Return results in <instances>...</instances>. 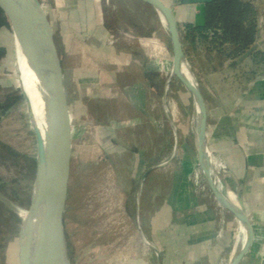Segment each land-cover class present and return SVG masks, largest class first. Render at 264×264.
Returning a JSON list of instances; mask_svg holds the SVG:
<instances>
[{
	"label": "rangeland",
	"instance_id": "374dc122",
	"mask_svg": "<svg viewBox=\"0 0 264 264\" xmlns=\"http://www.w3.org/2000/svg\"><path fill=\"white\" fill-rule=\"evenodd\" d=\"M57 1L40 0L57 30L55 39L65 99L72 110L74 140L63 218L70 263L181 264L185 255L190 262V257L199 255L198 245H193L195 254L188 249L187 254L183 252L180 256L179 250L191 245L190 228L197 212L192 208L193 214L186 217L187 229H180L176 218L178 191L186 185L187 195L191 194L187 204L193 201L195 206L202 202L208 205L209 212L219 204L200 170L192 93L176 77L170 80L166 91L173 68L168 32L147 3L103 0L109 32L99 34L100 42L110 48L119 44L126 46L118 50L117 56L125 59L122 60L87 43L86 32H70L67 25L72 23L73 8L68 13L70 16L59 14L64 21L58 22ZM240 1L242 22L240 28L232 30L235 32L226 34L222 26H194L193 19L178 23L184 54L206 106V138L215 164L213 169L219 177L218 185L224 192L235 194L236 184L231 181L235 169L224 151L230 136L226 127L232 125L231 118L225 114L232 103L228 93H232L235 78H239L237 74L244 63L264 62V0ZM82 10L79 14L84 12ZM177 12L179 15L181 11ZM77 20V26L82 28L83 17ZM4 22L9 23V20L0 0V264H20V212L28 210L31 203L36 143L15 65L10 24L7 28ZM196 28L202 31L197 32ZM131 61L134 64L143 61L149 66L155 104L153 117L150 111L149 119L146 114L139 117L138 132L128 134L126 130L133 129V125H128L131 118H124L116 131L113 125L108 127L110 120L117 117L111 114L114 103H118L119 108L123 103V110L127 109L126 105L130 108L135 103L125 91V84L139 79L138 74L129 73L123 78L122 91L120 86L103 91L100 83L105 80L101 77L103 70L109 72L108 67L115 66L114 62L121 72V63ZM73 65L78 67L73 68ZM118 111L120 114V109ZM169 119L176 127L177 142ZM217 131L221 135L217 136ZM220 164L226 169L217 173L216 165ZM152 166L156 168L144 188L140 221L145 237L164 247L162 255L142 241L136 211L140 180ZM169 208H172L171 216L166 213ZM219 208L227 214L233 227L229 241L219 249L214 264H230L239 226L231 212ZM226 219H219V240L224 237Z\"/></svg>",
	"mask_w": 264,
	"mask_h": 264
},
{
	"label": "water",
	"instance_id": "95a60500",
	"mask_svg": "<svg viewBox=\"0 0 264 264\" xmlns=\"http://www.w3.org/2000/svg\"><path fill=\"white\" fill-rule=\"evenodd\" d=\"M1 1L12 32L15 59L17 60L16 50H18V46L28 59L43 89L47 118V125L43 131L36 128L32 121L38 140L37 166L31 203L28 210L25 211V218H22L19 235V262L20 264H71L67 253L63 219L70 168L71 139L62 67L54 40V32L40 0ZM138 1L149 4L157 15L160 16V13H164L168 17L166 31L171 40L173 68L166 84V91L170 80L176 77L192 93L197 118L195 124L200 170L219 206L231 212L237 222L243 223L248 229L247 240L239 247L235 246V251L230 260V264H241L253 241V229L239 197L236 195L238 207H235L227 198L226 192L218 185L219 177L212 167V155L206 140L207 113L204 98L184 54L179 36L178 21L173 11V8L177 6H206L220 0ZM184 64L191 72L192 80L184 75ZM22 94L32 120L31 105L23 90ZM163 108L166 110L165 98ZM170 124L177 142L176 127L172 120H170ZM163 165L164 163L160 166ZM155 168L153 166L149 171ZM37 222L39 224L36 229ZM139 232L142 241L158 254L157 249L146 239L140 222Z\"/></svg>",
	"mask_w": 264,
	"mask_h": 264
},
{
	"label": "crops",
	"instance_id": "0c3cea01",
	"mask_svg": "<svg viewBox=\"0 0 264 264\" xmlns=\"http://www.w3.org/2000/svg\"><path fill=\"white\" fill-rule=\"evenodd\" d=\"M72 8L74 10L73 18L71 19L72 23L67 25L70 32H86L84 40L87 43L93 46H99L105 52L110 54L113 53L115 56L119 54V49H125L126 46H123L122 44L121 46L119 44L110 48L106 45V43L102 41L100 42L99 34L102 32L107 34V32H109L108 22L104 12L103 0H89V2H86V0H58L55 11L58 22L60 20L61 22L64 21V19L59 18V14H66L70 16L68 13ZM78 8L83 9L82 11L84 12L79 14L80 9ZM76 9H78V11H76ZM173 11L178 23H187L189 19H193L194 23L192 24L198 27H203L206 23V6L204 5H200L199 8L195 5L177 6L173 8ZM177 11H181L179 12V15ZM80 16L83 17L85 22V25H83L82 28H79L76 23L78 22L77 19H79ZM50 23L54 32V40L56 44L55 32H57V30H55L53 22L50 21ZM73 56L75 55L73 54ZM118 58L125 60L123 57ZM121 64V72L117 70L116 62H114L115 66L111 65L108 67L109 72H105L103 70L104 74L102 73L101 77H105V80L101 79L102 81L100 86L101 88H104L103 91H110L112 86H120V90L122 91L124 85L123 78L129 73L138 74L139 79H136V81L133 82L131 80V82L125 84L127 86L125 91L130 95L128 96L131 97V100L135 103L131 104L130 108L126 105L127 109L125 108V111L123 110V103H121L120 108L118 103H114V111H111V114H115L117 117L110 120L111 123L108 127L111 128L113 125V129L116 131L119 128H116L117 125L122 126V120H124V118H131L128 125L131 124V127L133 125V129H129L130 131L126 130L129 134L130 132H138L139 117L146 114L147 119H149V111L152 113L153 117L155 91L151 88L149 76L150 71L147 63L145 64V62L142 61L140 64L139 62L134 64V61H131ZM75 67L77 68L78 66L73 65V68ZM104 69L106 68L104 67ZM241 70L242 71L239 72L240 74H237V76L239 75V78H235L234 83H236V85H234L232 93H228V95L232 98V103L225 111V114L231 118L232 125L226 127V133H229L230 136H228L224 151L225 154L229 156L230 165H232L235 169L231 181L236 184V195L242 201L245 213L253 229V241L241 264H264V62H246L242 66ZM217 94L219 95L218 90ZM66 105L70 126L71 159L74 140L72 133V110L69 103H66ZM145 105L146 108H144ZM118 109H120L122 113L120 112L119 114ZM134 126H136V128H134ZM216 134L217 136L221 135V132L217 131ZM206 140L208 149L211 152L208 144V138H206ZM35 143L37 161L38 140L36 133ZM149 170L150 168L142 176L137 193L136 211L138 213L141 228L142 221H140V216L142 214L141 207L145 190L144 188L148 185L152 176L151 171ZM184 187L186 188V185H184ZM185 188H180L178 196H176L178 200V208L176 209L178 215H176V218L180 225V229L182 227V229H187L186 225L188 222L186 221V217L188 214H193L194 211H192V208L196 210L197 213L195 221L192 223V227L190 228L192 241L189 243H191V245L184 246V248L179 250V253L180 256H182L181 253L183 252L187 254L188 249L189 252H194L193 245L195 243L198 245L199 255L190 257V262H188V258L185 255L181 259L183 260V263L181 264H214V261H217L218 255L220 254L218 252L219 249H222L224 244L229 241L231 237V228L233 226L231 227V222L229 221L227 214H225L218 205L214 206L212 211L209 212L207 207L208 205H204L202 202L195 206L193 201H190L189 204H187V198L190 197L191 194L188 196V190ZM185 190L186 194H183ZM171 209L172 208L166 210L168 216H171ZM224 217L227 218V227L225 228L224 237L219 240L217 238V230H219V227L221 226L219 219ZM183 232L184 230L180 233V239L183 237ZM146 239L148 240L147 237ZM148 242L152 244L161 255L163 254L162 252H164V247L161 248L156 245L155 241L150 242L148 240Z\"/></svg>",
	"mask_w": 264,
	"mask_h": 264
},
{
	"label": "bare ground",
	"instance_id": "6f19581e",
	"mask_svg": "<svg viewBox=\"0 0 264 264\" xmlns=\"http://www.w3.org/2000/svg\"><path fill=\"white\" fill-rule=\"evenodd\" d=\"M159 17H160L163 27L167 29L168 28L167 15L164 13H160ZM17 49H18L16 50L17 60L15 62V65L18 71L20 87H21V90H23V92L26 94L28 101L31 105L32 121L35 127L43 131L45 130L46 125H47L44 92L25 54L20 49V47L17 46ZM183 72H184V75L188 79L190 80L193 79V76L191 72L189 71L188 67L186 66V64L183 65ZM211 162H212L211 163L212 167L214 168L215 164H213V160ZM226 196L235 207H238V199L235 193L231 191H227ZM20 216L24 219L26 216V212L21 211ZM38 224L39 223L37 222L36 229L38 228ZM238 226H239V234H238L236 245H235L237 247L238 245H242L247 240L248 235H249L248 229L243 223H238ZM234 251H235V248H234Z\"/></svg>",
	"mask_w": 264,
	"mask_h": 264
},
{
	"label": "trees",
	"instance_id": "16d2710c",
	"mask_svg": "<svg viewBox=\"0 0 264 264\" xmlns=\"http://www.w3.org/2000/svg\"><path fill=\"white\" fill-rule=\"evenodd\" d=\"M242 6L240 0H220L206 5V23L204 28L222 26L226 34H229L232 30L240 28L242 22ZM4 25L9 28L8 22H4ZM195 31H202V28H196Z\"/></svg>",
	"mask_w": 264,
	"mask_h": 264
},
{
	"label": "built area",
	"instance_id": "2783aa9c",
	"mask_svg": "<svg viewBox=\"0 0 264 264\" xmlns=\"http://www.w3.org/2000/svg\"><path fill=\"white\" fill-rule=\"evenodd\" d=\"M225 169H226V167H224L222 164H220L219 167L216 165L217 173H220V171H224Z\"/></svg>",
	"mask_w": 264,
	"mask_h": 264
}]
</instances>
